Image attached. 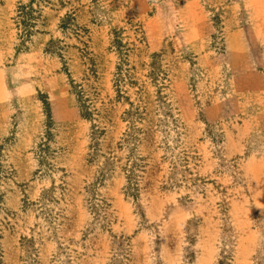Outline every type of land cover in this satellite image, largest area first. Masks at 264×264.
<instances>
[{
  "label": "rangeland",
  "instance_id": "1",
  "mask_svg": "<svg viewBox=\"0 0 264 264\" xmlns=\"http://www.w3.org/2000/svg\"><path fill=\"white\" fill-rule=\"evenodd\" d=\"M0 264H264V0H0Z\"/></svg>",
  "mask_w": 264,
  "mask_h": 264
}]
</instances>
